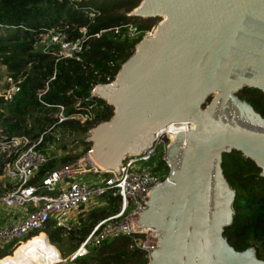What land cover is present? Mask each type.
I'll list each match as a JSON object with an SVG mask.
<instances>
[{"label": "water", "instance_id": "obj_1", "mask_svg": "<svg viewBox=\"0 0 264 264\" xmlns=\"http://www.w3.org/2000/svg\"><path fill=\"white\" fill-rule=\"evenodd\" d=\"M129 16L159 22L113 83L93 88L113 114L85 138L92 158L116 171L169 123L194 124L167 146V179L132 221L160 233L147 264H264L254 247L236 250L224 236L236 191L222 169L236 151L264 178V117L237 96L264 93V0H140Z\"/></svg>", "mask_w": 264, "mask_h": 264}, {"label": "trees", "instance_id": "obj_2", "mask_svg": "<svg viewBox=\"0 0 264 264\" xmlns=\"http://www.w3.org/2000/svg\"><path fill=\"white\" fill-rule=\"evenodd\" d=\"M140 0H0V64L6 74L20 80L19 91L10 101L0 97V137L25 136L36 142V150L44 153L47 161L37 170L31 184H40L52 170L87 150L85 141L89 131L107 121L113 108L92 93L98 84L113 83L124 61L132 55L135 40L122 39L114 31H104L134 21L140 30L156 25L159 18L128 16ZM90 11L94 12L89 16ZM51 28L59 29L68 41L82 39L83 50L79 59L57 58L53 48L44 51L38 43L40 34ZM96 36L95 34H98ZM237 96L249 102L264 117V93L244 88ZM57 104L64 106L68 118L57 122ZM90 110L92 119L81 122L69 116ZM67 138H72L68 148ZM70 151H66V150ZM72 149H76L72 152ZM0 153V176L5 163L15 154ZM224 176L236 191L234 217L224 230V236L236 250L250 246L256 256L264 260V178L253 161L239 152L222 156ZM152 172L162 176L168 173L164 162L158 161ZM9 182L0 179V196L12 189ZM100 201V202H98ZM88 204L83 211L79 229L71 230L69 238L64 228L49 220L41 232L33 231L19 244L9 242L0 249V264H18L33 256L41 246L52 247L58 260L75 251L80 242L102 219L120 209L118 197L108 192ZM44 232V233H43ZM39 233V234H38ZM135 235L107 237L91 246L88 254L76 257L73 264H147L146 254L133 242ZM52 244V245H51ZM67 244V245H65ZM62 249L61 255L57 249ZM63 246H68L63 250Z\"/></svg>", "mask_w": 264, "mask_h": 264}, {"label": "built area", "instance_id": "obj_3", "mask_svg": "<svg viewBox=\"0 0 264 264\" xmlns=\"http://www.w3.org/2000/svg\"><path fill=\"white\" fill-rule=\"evenodd\" d=\"M88 15L93 16L94 12L90 11ZM127 15L129 16V13ZM154 27L140 30L131 19L102 32L112 30L122 39L135 40L143 36H152ZM95 35L98 36L99 33ZM83 42L82 39L68 41L59 29L51 28L40 34L38 43L44 51L53 48L52 52L57 58L78 60V55L83 50ZM3 80L4 88L0 97L5 101H10L19 91L20 80L16 81L6 73ZM56 106L57 122L68 118L65 115L64 106L61 104ZM69 117L85 122L92 119V114L90 110H86ZM193 127L194 125L189 121L169 123L156 133L149 147L137 155L125 156L116 171L102 168L97 164L90 154L92 151L90 146L78 157L52 170L41 180L40 184H31L30 180L47 161L46 155L36 150V144L41 138L32 142L25 136H1L0 151H7V156L12 152L15 158L5 163L0 176L3 184L9 182L13 185L12 189H6L0 196V211L18 210L26 206L30 209L25 212L24 216L21 215L22 211H17L13 220L0 226V249L9 242L17 241L20 244L22 239L33 231L40 233L49 220H53L64 230L70 231L72 224H76L80 218L70 222L65 217L67 211L76 206L90 204L91 198H100L112 192L118 197L119 211L100 220L80 242L68 260L85 256L91 246L99 244L107 237L135 235L133 238L135 246L145 252L149 262L150 254L158 247L157 241L160 233L152 227L134 229L132 221L138 220L139 213L147 208L150 191L167 179L168 173L162 176L152 172L157 166L154 163L156 162L154 157L159 154V161L164 162L169 171L166 157L167 146L175 140L179 133H186ZM150 161L147 167L140 166V163ZM76 177L79 180H74ZM62 181H67V183L56 191ZM130 207L132 209L128 211ZM6 255L9 254L0 256V259Z\"/></svg>", "mask_w": 264, "mask_h": 264}, {"label": "rangeland", "instance_id": "obj_4", "mask_svg": "<svg viewBox=\"0 0 264 264\" xmlns=\"http://www.w3.org/2000/svg\"><path fill=\"white\" fill-rule=\"evenodd\" d=\"M157 23L159 22V20H157L156 21ZM156 23V24H157ZM156 26V25H155ZM5 76V71H4V66L3 65H1L0 64V93L2 92V90H3V88H4V80H3V77ZM89 135V134H88ZM88 137V136H87ZM1 140V139H0ZM72 138H67L66 139V142H68V148H70V144H72ZM161 150V149H160ZM67 152L68 151H70V150H66ZM76 151V149H72V152H75ZM0 153H2V151H0ZM82 154V153H81ZM80 154V155H81ZM79 156V155H78ZM78 156H76V157H78ZM76 157H74V158H76ZM73 158V159H74ZM154 160L156 161V162H154L155 164H157L158 163V161H159V154L158 155H156L155 157H154ZM151 163V161L150 162H147V163H145V162H143V163H140V166L142 167V168H145V167H147L149 164ZM154 163H152V164H154ZM139 166V169L141 168ZM74 180H79V178L78 177H76V178H74ZM67 183V181H62V183L61 184H59L58 186H57V190L56 191H58L60 188H62V187H64L65 186V184ZM99 200V198L98 197H94V198H91L90 199V204L91 203H94V202H96V201H98ZM98 202H100V201H98ZM87 207H88V204H85L84 206H81V207H78V206H76V207H74V208H72V209H70L69 211H67V213L65 214V217L71 222V221H73L74 219H76L77 217H81V213H82V211H86L87 210ZM25 207H22V208H18V210H6V211H0V226L1 225H3V223H5V222H8L9 220H13L14 218V216H15V213L17 212V211H20V210H22V209H24ZM132 209V207H130L129 209H128V211L129 210H131ZM19 214H20V212H19ZM83 216V220H85V215H82ZM13 218V219H12ZM81 225H82V221H78L76 224H72V228H71V230L72 231H74L75 229H79L80 227H81ZM71 230L70 231H66V230H64V236H67L66 238H69L68 236H69V233L71 232ZM52 245V244H51ZM65 245H67V244H65ZM54 246V245H53ZM56 249H57V251H58V254L59 255H61V253L63 252L62 251V249H60L59 250V248H57L56 246H54ZM62 247H63V250L64 251H66L67 250V247L66 246H63L62 245ZM69 248V247H68ZM47 249H48V251L51 253V254H48V256H46V257H44V258H42L36 251H35V253H34V251H33V255L34 256H36L38 259H39V264H73L72 262H70V260H66V258H60V260H56V256H55V254H54V251H53V249H52V247L50 248V247H48L47 246ZM51 255H53V256H51ZM55 256V259L53 258Z\"/></svg>", "mask_w": 264, "mask_h": 264}, {"label": "crops", "instance_id": "obj_5", "mask_svg": "<svg viewBox=\"0 0 264 264\" xmlns=\"http://www.w3.org/2000/svg\"><path fill=\"white\" fill-rule=\"evenodd\" d=\"M4 71H5V73H6V70H5V68H4ZM30 209V207L29 206H26L25 208H24V211H23V209L22 210H20V211H22L23 212V214H21L22 216H24L25 215V212H27V210H29ZM21 213V212H20ZM82 213H83V211H82ZM81 213V214H82ZM80 214V215H81ZM78 218H83V216H81V217H77L76 218V220L78 219ZM80 219V220H81ZM44 233V232H43ZM56 260H57V258H56ZM39 259L36 257V256H28V257H26V258H23L18 264H39Z\"/></svg>", "mask_w": 264, "mask_h": 264}, {"label": "bare ground", "instance_id": "obj_6", "mask_svg": "<svg viewBox=\"0 0 264 264\" xmlns=\"http://www.w3.org/2000/svg\"><path fill=\"white\" fill-rule=\"evenodd\" d=\"M192 125H194L192 123ZM158 248V247H157ZM42 258L48 256V254H51L48 249H47V246H41L37 251H36ZM53 256V255H51ZM55 259V256L53 257Z\"/></svg>", "mask_w": 264, "mask_h": 264}]
</instances>
